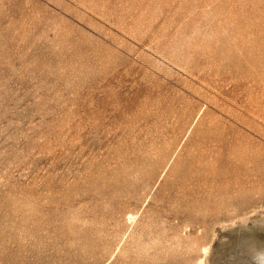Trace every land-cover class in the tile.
Returning a JSON list of instances; mask_svg holds the SVG:
<instances>
[{
    "label": "rangeland",
    "instance_id": "obj_1",
    "mask_svg": "<svg viewBox=\"0 0 264 264\" xmlns=\"http://www.w3.org/2000/svg\"><path fill=\"white\" fill-rule=\"evenodd\" d=\"M255 250L264 0H0V264Z\"/></svg>",
    "mask_w": 264,
    "mask_h": 264
},
{
    "label": "bare ground",
    "instance_id": "obj_2",
    "mask_svg": "<svg viewBox=\"0 0 264 264\" xmlns=\"http://www.w3.org/2000/svg\"><path fill=\"white\" fill-rule=\"evenodd\" d=\"M253 255L257 259L259 264H264V250H255L253 252Z\"/></svg>",
    "mask_w": 264,
    "mask_h": 264
}]
</instances>
